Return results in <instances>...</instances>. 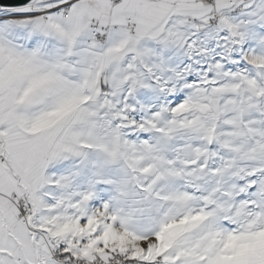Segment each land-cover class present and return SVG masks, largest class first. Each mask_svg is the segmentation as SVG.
<instances>
[{"label":"snow or ice","instance_id":"1","mask_svg":"<svg viewBox=\"0 0 264 264\" xmlns=\"http://www.w3.org/2000/svg\"><path fill=\"white\" fill-rule=\"evenodd\" d=\"M0 264H264V0H0Z\"/></svg>","mask_w":264,"mask_h":264}]
</instances>
